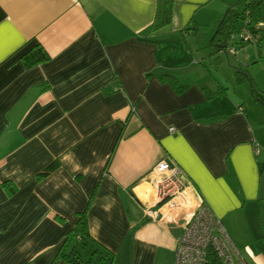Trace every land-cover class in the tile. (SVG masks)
<instances>
[{"label":"crops","instance_id":"1","mask_svg":"<svg viewBox=\"0 0 264 264\" xmlns=\"http://www.w3.org/2000/svg\"><path fill=\"white\" fill-rule=\"evenodd\" d=\"M215 2L234 1L174 0L169 29L155 33L156 0H0L1 264H52L85 209L83 257L101 244L112 264H173L198 197L247 263L264 264V102L251 84L264 97V67L233 91L198 70L183 81L190 62L175 64L169 38ZM35 43L49 58L27 67ZM162 159L185 185L169 201L153 173Z\"/></svg>","mask_w":264,"mask_h":264},{"label":"trees","instance_id":"2","mask_svg":"<svg viewBox=\"0 0 264 264\" xmlns=\"http://www.w3.org/2000/svg\"><path fill=\"white\" fill-rule=\"evenodd\" d=\"M156 12L151 24V31L161 33V30L172 22L174 0H156ZM250 36L247 40L245 36ZM264 40V0H236L227 6L218 27L212 37V44L217 48H226L227 45L244 46L246 42L257 44ZM49 54L39 43H35L21 55V59L27 67L46 61ZM163 80H170L177 90L182 85L174 74L166 71L161 76ZM253 94L256 99L264 102L263 91L258 90L254 82H251ZM112 157V155H111ZM110 157V159H111ZM109 159V161H110ZM53 162L40 172V176L49 174L57 167ZM93 240L88 228L87 210L80 212L76 224L69 230L66 242L59 251V257L67 264H112L114 253L107 247L98 244L90 249V255L85 258L81 254V248H85ZM81 247V248H80ZM96 258V260H93ZM207 264H221L216 253L211 252Z\"/></svg>","mask_w":264,"mask_h":264},{"label":"built area","instance_id":"3","mask_svg":"<svg viewBox=\"0 0 264 264\" xmlns=\"http://www.w3.org/2000/svg\"><path fill=\"white\" fill-rule=\"evenodd\" d=\"M250 36H245L248 39ZM230 52L235 53L231 47ZM171 133L176 132L174 126L169 127ZM255 153L259 146H254ZM182 168L178 164H171L162 159L154 168L155 183L161 200L169 201L183 195L185 185L179 175ZM211 252L216 253L221 264H248L240 250L231 240L220 218L212 208L200 197L194 210L187 218L183 231L178 239L173 264H207ZM1 264V263H0ZM25 264H36L29 260ZM52 264H67L58 257Z\"/></svg>","mask_w":264,"mask_h":264},{"label":"rangeland","instance_id":"4","mask_svg":"<svg viewBox=\"0 0 264 264\" xmlns=\"http://www.w3.org/2000/svg\"><path fill=\"white\" fill-rule=\"evenodd\" d=\"M227 1L229 3V1L236 0ZM219 5V2L206 4L198 14L197 23L192 22L186 30L169 33V36H171L169 38H172V43L176 45L177 49L176 56L178 58H176L175 64L181 61L180 57L182 56L190 62V67L186 68V70L184 69L180 74L181 80H183L182 75H188L189 72H196L198 70L208 77H210L208 73H211L214 77L226 78L231 85V91H233L234 86L240 84L238 82H240L239 79L242 77H244V83L250 84L246 80L247 72L254 71L255 73L257 71V73L261 74L264 67V40L259 46L253 43H246L244 48H239L237 55H226L223 52L216 51V47L212 44V37L220 22L219 19L223 15L221 13H225L227 9L225 6L224 10H222V8H219ZM218 10L221 12L218 13ZM168 29L169 26H166L161 32L165 33ZM189 48L192 51L186 56ZM81 251L83 253L82 256H84L87 255L89 250L88 248H81Z\"/></svg>","mask_w":264,"mask_h":264}]
</instances>
